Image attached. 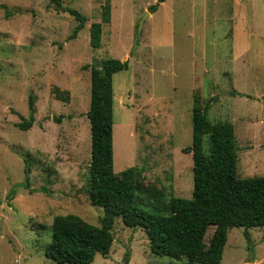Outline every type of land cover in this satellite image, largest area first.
<instances>
[{"label": "rangeland", "instance_id": "374dc122", "mask_svg": "<svg viewBox=\"0 0 264 264\" xmlns=\"http://www.w3.org/2000/svg\"><path fill=\"white\" fill-rule=\"evenodd\" d=\"M60 1L87 17L75 39L76 20L51 0H0V264H54L45 249L55 216L94 225L105 216L87 191L91 69L103 60L129 61L113 75L116 174L137 168L146 186L191 198L193 158L183 149L198 101L213 123L234 125L239 177L264 175V0ZM109 3L111 22L92 48L90 26ZM30 100L35 121L22 130ZM249 233L250 242L230 229L221 264H264V228ZM113 234L109 255L91 264H186L153 255L144 230L121 217Z\"/></svg>", "mask_w": 264, "mask_h": 264}, {"label": "trees", "instance_id": "16d2710c", "mask_svg": "<svg viewBox=\"0 0 264 264\" xmlns=\"http://www.w3.org/2000/svg\"><path fill=\"white\" fill-rule=\"evenodd\" d=\"M51 1L55 10L67 12L76 20L77 25L69 37L75 39L84 29L87 17L75 9L63 7L60 0ZM110 22L109 3L103 7L101 22L90 26L92 48L100 47L103 25ZM100 65L101 69L98 68ZM128 68V60L110 58L91 69L87 112L91 128V159L87 191L91 205L104 208L106 214L100 219V225L91 224L75 214L55 216L45 255L54 264H91L97 254L106 257L115 238V217H121L125 226L144 230L153 255L176 260L185 258L186 264L196 263L208 230L213 227L202 264H221L230 229L243 228L250 242L249 229L264 228V175L239 177L234 125L213 123L198 101L193 107L192 145L183 149L193 158L191 198L168 196L161 189L146 186L143 173L137 168L116 174L113 75ZM29 112V117L21 116L22 122L17 124L22 130L30 129L35 121L32 100ZM206 137L209 147L204 150ZM30 171L31 168L26 166L23 186L28 190H31ZM14 195L12 189L7 198L12 200Z\"/></svg>", "mask_w": 264, "mask_h": 264}, {"label": "water", "instance_id": "95a60500", "mask_svg": "<svg viewBox=\"0 0 264 264\" xmlns=\"http://www.w3.org/2000/svg\"><path fill=\"white\" fill-rule=\"evenodd\" d=\"M143 23H144V21L142 20V21L140 22V26H139V34H141V32H142ZM98 68L101 69V65L98 66ZM204 112H205V113L207 112V106L205 107Z\"/></svg>", "mask_w": 264, "mask_h": 264}, {"label": "crops", "instance_id": "0c3cea01", "mask_svg": "<svg viewBox=\"0 0 264 264\" xmlns=\"http://www.w3.org/2000/svg\"><path fill=\"white\" fill-rule=\"evenodd\" d=\"M151 16V15H150Z\"/></svg>", "mask_w": 264, "mask_h": 264}]
</instances>
